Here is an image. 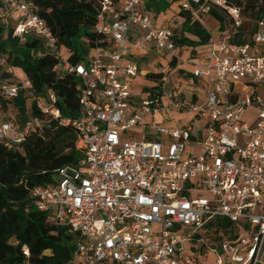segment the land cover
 <instances>
[{
	"label": "built area",
	"instance_id": "2783aa9c",
	"mask_svg": "<svg viewBox=\"0 0 264 264\" xmlns=\"http://www.w3.org/2000/svg\"><path fill=\"white\" fill-rule=\"evenodd\" d=\"M147 1L102 0L96 30L108 46L73 62L34 12L32 0H0L5 11L0 18L16 14L14 34L21 41L41 37L58 59L54 70L76 75L81 106L76 118L63 116L56 93L48 89L49 102L38 99L37 105L52 117L32 116L20 124L0 116V140L13 148L32 132L44 136L52 119L76 129L80 160L61 169L58 182L31 193L39 210L77 237L66 264H259L264 250V17L253 43L212 40L205 54L187 59L193 65L189 74L173 83L164 76L169 88L144 86L137 98L132 79L144 72L137 53L150 45L171 60L177 56L179 23L174 17L162 23L153 19ZM175 3L176 12L186 10L202 22L217 7L233 27L243 23L241 8L231 0ZM203 79L210 85L205 99L198 101L195 91L188 99L187 86H202ZM22 87L31 88V81L4 83L1 89L16 97ZM248 110L254 115L247 117ZM188 112L194 113L193 121L166 123L173 114ZM150 114L159 115L160 122H148ZM219 217L241 226L238 237H217L209 225Z\"/></svg>",
	"mask_w": 264,
	"mask_h": 264
},
{
	"label": "trees",
	"instance_id": "16d2710c",
	"mask_svg": "<svg viewBox=\"0 0 264 264\" xmlns=\"http://www.w3.org/2000/svg\"><path fill=\"white\" fill-rule=\"evenodd\" d=\"M36 12L57 38L60 51L77 62L96 48L108 46V40L96 30L102 0H32ZM178 0H148L146 7L155 16L167 12ZM242 10L243 23L235 28L232 19L217 7L209 17L216 20L223 37L243 44L253 43L259 19L264 17V0H231ZM169 12V11H168ZM0 13L5 11L0 9ZM179 23L174 40L177 47L208 45L211 32L204 22L194 19L186 10L171 12ZM15 20L0 18V116L14 118L20 124L32 116L51 118L37 105L38 99L49 102L47 90L58 99L56 106L63 116L76 118L81 110L78 78L72 73L57 72L58 59L48 50L44 40L28 35L23 42L14 34ZM46 52L39 56L38 52ZM194 51V50H193ZM176 59L172 63L175 64ZM164 72H147L151 86L161 90ZM29 79L32 87H22L16 97L2 92L4 83L22 85ZM78 133L71 125H61L52 119V128L44 136L32 132L28 138L8 148L0 140V264H66L73 256L77 237L65 226L53 222L49 213L34 204L32 190L60 180V170L77 163L81 152L76 147ZM212 231L238 237L242 228L227 218L219 217L209 225ZM24 246L29 250L25 253Z\"/></svg>",
	"mask_w": 264,
	"mask_h": 264
},
{
	"label": "rangeland",
	"instance_id": "374dc122",
	"mask_svg": "<svg viewBox=\"0 0 264 264\" xmlns=\"http://www.w3.org/2000/svg\"><path fill=\"white\" fill-rule=\"evenodd\" d=\"M173 8L175 11H178L179 10V7H178V3H175L173 4ZM169 11V12H168ZM167 12H161L160 15L163 16V15H171V10L169 9ZM153 16V19L157 20L159 19L160 16H155L154 14L152 15ZM218 22L214 19H209L208 21H206V26L207 28L210 30L211 32V35L214 36V37H217V34L218 32H216L217 30V26H218ZM208 45H201V46H198V52H197V56L199 57L202 53H200V51L202 49H208L207 48ZM151 46H147L146 49H144L141 53L142 55H136V58L139 60L140 64L143 65V70L145 72H157V71H162L164 72V75L165 77L167 78L171 73H174V65H172L170 63V58H171V55L169 53L165 54V55H162V54H159V53H154V52H151ZM190 50V49H189ZM204 51V52H205ZM190 52L192 53L193 50ZM193 55V54H192ZM184 69H186V71H190V69L192 68V65L191 63H185V67H183ZM143 72L142 74H139L137 77H134L132 80H133V89H134V95L135 97L137 98H140L142 96V89L144 86H151V82L149 80L146 79V77L144 76V73ZM175 79L177 78L176 74L174 73L172 75ZM169 82H165L164 83V87L165 88H169L170 85ZM202 85V84H201ZM206 86L202 85V86H187V89L185 91L188 99H191V97L193 96V92L195 91L196 94L198 95V101L202 102L204 99H205V93H206V90L204 89ZM260 88H262V85L258 86V89H259V92H261ZM252 111V110H251ZM252 114L251 115H254V111L251 112ZM248 117V116H247ZM174 118L178 119V120H187V121H190L194 119V113H178L177 115H174ZM147 121L148 122H151V121H156V122H160V116L159 115H153V114H150L147 116ZM137 129V128H136ZM124 137L122 136V139ZM205 229L203 228L201 230V232H204ZM186 247L187 249L190 251L191 250V242L189 241H186ZM208 260L210 262H212L213 260V256L212 254H210V256H208Z\"/></svg>",
	"mask_w": 264,
	"mask_h": 264
},
{
	"label": "crops",
	"instance_id": "0c3cea01",
	"mask_svg": "<svg viewBox=\"0 0 264 264\" xmlns=\"http://www.w3.org/2000/svg\"><path fill=\"white\" fill-rule=\"evenodd\" d=\"M174 4V3H173ZM171 5V8H170V10H171V12H173V11H175L174 10V8H173V6L174 5ZM0 9H2V10H4V7H3V5L0 3ZM12 16L14 15H16V14H11ZM10 15V16H11ZM14 16H13V18H14ZM158 16H160L159 17V19H157L158 20V22L159 23H162L164 20H166L167 18H171L172 16L171 15H163V16H161L160 14L158 15ZM209 19H211L209 16L204 20V24H206V21H208ZM216 32H218V34H217V37H214V36H212L211 37V41L212 40H221L222 38H223V36H222V32H221V29H220V25L218 24V26H217V30H216ZM211 41H210V43H211ZM210 43L208 44V47H210ZM207 47V48H208ZM152 50H151V52H154V53H157L156 52V50H154L153 48H151ZM192 51V50H194L192 53L190 52V50ZM209 49V48H208ZM208 49H206V52L208 51ZM204 51H205V49H202L201 51H200V53H204ZM197 52H198V46L196 47V50H195V47H191V46H182V47H177V51H176V53H177V56L174 58V59H176V62H175V64H173L172 63V61H173V59L171 60L170 59V63L172 64V65H174V73L176 74V76H177V78L175 79L172 75L174 74V73H171L168 77L170 78L169 80L173 83V81L174 80H178V79H181V78H183L184 76H186L187 74H189L191 71H192V69H193V65H192V63H191V65H192V68L190 69V71H186V69H184L183 67H185V63H189L188 61H187V59H190V58H196V57H198L197 56ZM205 52V53H206ZM204 53V54H205ZM193 54V55H192ZM162 55H165V54H162ZM200 56H202V55H200ZM145 72V71H144ZM200 82H201V84L202 85H204V86H206L204 89L205 90H207L209 87H210V85H209V83H208V80L207 79H203V80H200ZM253 111V110H252ZM251 110H248L247 111V116H249L250 114H252L251 112H252ZM178 113H176V114H173L172 116H171V118L169 119V120H166V123H168L169 125H176V124H178L179 123V121L180 120H178V119H176V118H174V115H177ZM181 120H183V119H181ZM183 121H185V122H187V120H183ZM259 264H264V250H263V253H262V258H261V262L259 263Z\"/></svg>",
	"mask_w": 264,
	"mask_h": 264
}]
</instances>
